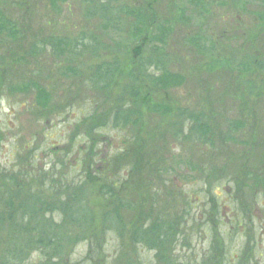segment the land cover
Returning <instances> with one entry per match:
<instances>
[{"label": "rangeland", "instance_id": "1", "mask_svg": "<svg viewBox=\"0 0 264 264\" xmlns=\"http://www.w3.org/2000/svg\"><path fill=\"white\" fill-rule=\"evenodd\" d=\"M87 1L68 0L57 10L48 0H0L1 15L20 32L17 39L0 34V264L10 251L23 264H264V186L255 181L264 174V142L259 147L256 140L264 129V93L244 104L257 108L262 128L235 131L239 142L255 135V147L246 149L248 139L238 147L226 140L231 122L246 118L238 93L264 92V0L240 8L243 0H204L206 11L187 0H93L144 11L151 2V14L173 21L165 68L186 82L162 92L153 84L161 71L149 67L150 82L137 70L155 59L153 37L131 36L128 20L110 25L90 18L94 3ZM50 37L97 44L87 52L76 48L75 63H67L69 54L56 58L44 43ZM195 37L203 39L201 53L186 40ZM105 65L115 74L100 91L92 82ZM68 66L78 67L76 76L66 73ZM39 89L51 98L45 108L36 103ZM110 103L130 123L149 126L145 137L154 128L166 137L151 149L152 172L139 179L124 171L138 131L120 128L103 112ZM237 186L247 205L239 203ZM156 193L173 236L162 249L133 240L155 222ZM46 235L50 248H38L34 241Z\"/></svg>", "mask_w": 264, "mask_h": 264}, {"label": "trees", "instance_id": "2", "mask_svg": "<svg viewBox=\"0 0 264 264\" xmlns=\"http://www.w3.org/2000/svg\"><path fill=\"white\" fill-rule=\"evenodd\" d=\"M50 5H52L55 9L58 10L59 5H61L62 3L66 4L68 2V0H48ZM188 4H192L200 9H202L203 11H206V7L204 0H187ZM88 3H94L93 5H91L90 7L95 5V1L93 0H88ZM150 3L149 2L145 7L146 10H142L139 9L138 4L135 5H131V6H121L120 8H112L109 7L105 2H102L101 4L98 3V5L92 7L89 11H87V15L90 18H99L100 20H102V22H105L106 24H116L119 20L121 22H125V21H129V31L131 32V36L134 33L139 34L138 36H141L143 33H145V36L147 34H150L149 37H153V43H151V45L153 46L154 50V57L155 59H152V56L144 59L146 60V62L141 63V68H140V64H138L139 69L137 68V70H141L143 72V76L144 77H148L149 81L151 82L150 79V74L146 71H148L149 67H156V69L158 71H161L160 77L159 76H153L154 80H153V84H155V86H157L159 89H162L159 92L171 89V88H177L179 86H182L185 82L186 79L184 77H182V75L177 74V75H173L170 72L166 71L165 68V55L164 53V47L166 45V41H167V35L171 34V32L173 31L172 29V25L171 22L167 21V19H163L158 13L157 11L154 12L152 11V14L150 12V10L148 8H150ZM190 6V5H189ZM189 8V7H188ZM188 8H184V9H180V15L182 19V22L186 23L187 20H185L186 17V13L188 11ZM151 9V8H150ZM157 17L159 19H157ZM180 18V17H179ZM158 20H163L162 22L158 21ZM150 22H152L150 24ZM9 24V25H8ZM148 25H151V27H155L153 32L152 30L150 31ZM2 31H7L6 33L10 32V38L11 39H17L18 36L20 35V32L18 29H15V25L10 24V22H7L5 20V18L1 15L0 13V34ZM196 40L193 39H189L187 38L186 40L190 41L191 46L195 47L196 50L201 53V48L204 49V47L202 46L201 41H203L202 38L199 37H195ZM85 39L86 38H82L80 44L77 42H74L73 40H67L65 38H57V37H50L47 38L44 43H46L48 46H50L53 50L54 53V57L56 58H60L62 55H68V60L67 63L69 62H74L75 63V58H77L78 54H76V48L80 49V51H86V50H93L94 48L92 47L93 45L96 46L97 44V40L95 41V43L92 45V42H90V44H86L85 43ZM95 38L92 37V40H94ZM160 45V46H158ZM81 47V48H80ZM87 52V51H86ZM136 64V65H137ZM264 64H261V68H264L263 66ZM76 68H78L77 66H68L66 68V73L71 72L72 75L76 76ZM231 72V71H230ZM148 73V74H147ZM213 73V71L211 72ZM210 73V74H211ZM229 73V71H228ZM234 77L233 80H235V75L234 72H231ZM115 74V70L111 68V66L109 65H105L101 68L97 69V74L94 75V80H93V84L97 83L98 89L100 91H103L107 88V85L109 83L108 79L111 80L113 75ZM213 75V74H211ZM229 75V74H227ZM225 78V76H224ZM228 78V77H226ZM234 82V81H233ZM158 83V84H156ZM205 83H207L206 85L208 86V79L207 81H205ZM238 85V84H237ZM230 86V85H229ZM230 88H232V86H230ZM241 91V88L239 89ZM256 89H250L248 87L243 88V90L238 93V95L236 96L237 98L239 97L240 100H236V101H240L242 103L246 104V100L248 98H250V96L256 97L259 100L263 98V91H255ZM99 91V92H100ZM253 92V93H251ZM243 93V94H242ZM225 97L229 96L227 94H224ZM111 99V98H110ZM105 101L109 104V102H111L109 100V98H106ZM36 103H38L40 106L42 107H46V105H48L49 103H51V98L50 95L46 92L43 91V89H39L38 93H36ZM111 106L110 107H105L103 112L105 111V109L107 108V111L105 113H112L111 115L116 119L117 124L119 123L120 125H118L120 128H126V129H136L138 131V133H136L137 135L135 136L133 142H134V149H129V152L132 153L134 152L132 155L128 156V154H126V156H128L129 159V165L127 167V170L124 169L125 172L130 173L131 171H133V173H136L138 175V179L140 176H142V174L145 172L147 173L148 170L150 171V161L152 158H154L153 156L156 155V153L151 154V149L158 146V144L165 142V135L162 133H160L157 128H154V132H153V127H150L151 132H148V134H146L147 137H145L142 132L145 129H149V126L146 127V125H143L142 121H139V119L135 120L132 123H130V121L128 120L127 116L123 115L120 113V111L118 110L119 105L115 103L114 107L112 108V103H110ZM117 106V107H116ZM252 106L247 105L245 106L244 104L242 105V109L240 110L239 114L240 116L246 117L244 119V121L242 122H233L230 125V133L228 135V137L226 138L227 142H231L234 143V145L232 147H238V144H247L245 143L246 140L248 139L250 141V144H248L249 146L246 148L247 150H252L256 141H254V136L255 135H251L247 136L245 135V141L242 142V140L239 142L236 140L235 137V131L236 130H241V128H243L246 125H250V130L252 132V130L254 131L255 128H262L261 126V122H257L256 118H259V111L256 109H251ZM109 109V110H108ZM241 111L243 112L241 114ZM255 111V113H254ZM158 116H160L161 118H163L164 116V111L163 109H161L160 111L156 110ZM248 112L247 116L244 114ZM250 112V114H249ZM101 114V112L99 113ZM100 116V115H99ZM98 113L93 114L91 117H96L98 118ZM193 120H195V122H199L198 120L201 119L199 118V114L198 115H194V117H192ZM247 122V123H246ZM232 124L234 125V128L232 126ZM117 126V125H116ZM134 126V127H133ZM204 136L206 137H211L214 136L215 132L211 131L212 129L209 128L205 129L204 127H201ZM256 136L258 137V142H259V147L261 146L260 144L262 143V141L264 142V129H260L258 130ZM138 137V139H137ZM137 139V140H136ZM225 140V142H226ZM215 141V140H213ZM211 143V145H213L212 141H209V144ZM240 146V145H239ZM132 147V146H131ZM231 148V147H229ZM228 148V149H229ZM233 148H231L232 151ZM256 150V149H255ZM228 151V150H227ZM121 157V156H120ZM224 160L230 161L231 159H229L230 157H232V155L230 156H223ZM154 161V159H153ZM116 162V160H115ZM262 163V162H261ZM116 165V164H115ZM241 166V167H240ZM238 167H240V169H243V165H238ZM148 169V170H147ZM262 174V173H261ZM250 176L247 175V178L249 179ZM252 177V176H251ZM144 180V179H143ZM143 180H139V181H143ZM256 182H260V184H262L264 186V174L262 175V177L258 178L257 180H255ZM162 182L165 183L163 187L167 186L166 181H157V183ZM113 184H117L116 181L112 182ZM120 183V182H119ZM239 184V183H237ZM253 185V184H252ZM117 187V186H115ZM238 189V197H241L240 202L243 205H247V200H246V196L244 195V193H240L241 192V188L237 186ZM247 193H250V191H252L251 188L246 189ZM0 197H2L3 202L5 203V196L4 193L0 194ZM154 201L156 202V204L158 205L157 208H155L154 210V218H149L150 221L155 220V222L153 223L152 226H150L148 229H146V231L142 234H138V232L135 233V236L133 238L134 242H136L137 240L142 241L148 245H152L153 247H155L156 249H162L164 247V245L167 243V241L170 238H173V236L170 234V229L167 226V224H165L161 219L162 217L161 214H166L165 210L162 209L163 208V204L165 201L162 200L161 196H159L157 193L155 194V196H153ZM159 205L161 206V208L159 207ZM18 211L22 212V209H19ZM19 214V213H17ZM84 219H87V215L86 213L82 215ZM24 220V219H23ZM158 220V221H157ZM25 221V220H24ZM163 223H161V222ZM23 222V221H22ZM141 230V229H140ZM138 230V231H140ZM50 235H46V237L44 238H38L36 241H34V243H36L38 246V248H50L51 246V240L48 244L44 245L45 243V239H48ZM48 237V238H47ZM172 241V240H171ZM174 243V241H173ZM12 253L9 254V256H7V259L5 262H1V264H23L22 260L20 258V256L18 255V253L16 251H10ZM56 251H54L55 253Z\"/></svg>", "mask_w": 264, "mask_h": 264}, {"label": "flooded vegetation", "instance_id": "3", "mask_svg": "<svg viewBox=\"0 0 264 264\" xmlns=\"http://www.w3.org/2000/svg\"><path fill=\"white\" fill-rule=\"evenodd\" d=\"M249 13H250V11H249ZM264 13V12H263ZM247 15H249V14H247ZM263 16V15H262ZM247 18V17H246ZM249 19H250V21L248 20V22L250 23V24H255L256 23V21H254V19H252L251 20V17H248ZM262 18V17H261Z\"/></svg>", "mask_w": 264, "mask_h": 264}]
</instances>
